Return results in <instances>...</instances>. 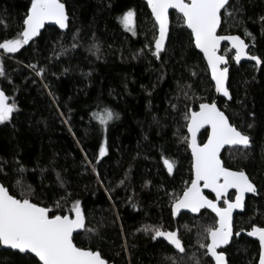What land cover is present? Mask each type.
<instances>
[{
    "label": "trees",
    "instance_id": "trees-1",
    "mask_svg": "<svg viewBox=\"0 0 264 264\" xmlns=\"http://www.w3.org/2000/svg\"><path fill=\"white\" fill-rule=\"evenodd\" d=\"M61 1L69 15L66 31L46 26L17 52L0 50V85L16 105L10 121L0 123V181L17 197L31 186L34 202L58 213L54 202L61 197L71 194L67 203L61 201L65 213L80 200L86 227L96 231L76 234V245L98 249L113 264H212L201 244L208 243L205 229L215 225L216 216L204 209L175 219L172 204L193 178L183 114L217 99L251 140L247 149L226 148L224 165L244 170L258 188L236 215L233 239L224 250L228 264H258L259 242L247 233L252 225L264 227V0H230L239 10L234 18L222 16L219 33L240 34L262 60L238 64L232 49L223 46L230 59V101L215 95L204 57L179 13H171L168 44L157 58L158 28L144 0ZM30 2L0 0V42L19 38ZM129 9L135 12V35L118 19ZM178 84H191L184 89L187 97ZM104 108L118 114L107 127L92 115ZM207 134V129L200 133V143ZM105 141L106 155L97 163ZM162 155L175 162L173 173ZM145 226L176 231L185 251L153 240ZM30 259L0 248V264Z\"/></svg>",
    "mask_w": 264,
    "mask_h": 264
},
{
    "label": "snow or ice",
    "instance_id": "snow-or-ice-1",
    "mask_svg": "<svg viewBox=\"0 0 264 264\" xmlns=\"http://www.w3.org/2000/svg\"><path fill=\"white\" fill-rule=\"evenodd\" d=\"M147 4L159 26V35L154 42L153 55L159 58L164 49L169 33V9L177 10L182 14L187 29H190L195 48L199 49L207 60L212 80L215 81L216 92L222 93L229 100L232 98L226 87L229 69L226 66L221 67V65L228 64V59L226 55L217 54L221 41L231 42L232 48L235 49L233 59L237 63L242 57H247L254 60L256 65H261V58L254 55L249 56L245 51L249 45L239 35H219L217 33L222 23V16L234 18L235 12L239 10L230 3V0H147ZM118 19L124 29L133 35L136 34L133 10L129 9ZM261 20L264 21V17H261ZM67 21L65 4L61 0H31L30 8L23 20L24 27L18 34L19 38L3 40L0 42V50L5 53H15L28 44L33 37L38 36L46 22H54L59 25L60 29H65L68 26ZM246 35L251 36L252 34L246 32ZM96 47L99 50L98 45ZM29 67L35 68L36 66L29 65ZM42 72L43 69H40L37 74H42ZM2 75L4 71L0 65V76ZM178 87L187 97L188 92L184 89H191L192 86L187 84L181 87L178 84ZM7 101L8 97L0 90V123L10 121L16 110L15 103L9 104ZM92 115L100 125L105 127L110 121L118 118V114L109 108L94 112ZM183 115L187 121V131L190 133V139L188 137L184 139L191 149V167L194 176L190 184L184 188L182 195L175 198L172 206L173 215L181 209H188L192 213H200L202 209H211L218 219L214 226L205 229L210 242L201 244V247L206 248L205 255L210 256L215 264H227L224 251H217V249L221 245L229 244L233 236V210L243 209L245 193L258 194V189L244 170L227 168L220 153L225 145L242 146L247 149L251 140L249 135L229 122V118L214 101L202 102L198 110L188 109ZM205 126L209 129L207 140L199 143L197 133ZM248 127L252 125L249 124ZM106 144L105 141L99 149L97 163L106 155ZM85 159H87L86 155ZM161 159L167 172L173 173L175 162L164 155ZM88 163L91 164V161ZM2 171L3 169L0 168V172ZM19 171L23 173V167H20ZM92 171H96L95 165H92ZM57 179L63 187V180L59 174H57ZM16 183L20 184L21 181L17 180ZM202 189H210L215 194V199H209ZM230 189L235 190L234 200L229 196ZM34 195V190L29 186L27 193L21 192V195L17 197L10 192L9 187L0 183V247L18 250L19 253L25 254V257L31 255L29 264H109L98 249L82 248L74 243L73 234L78 233V230L88 233L96 231L86 227V217L80 200H73L71 207L65 213L61 201L67 203L71 194L68 193L61 197L60 200L54 202L55 207L61 209L58 213L45 204L34 202ZM221 201L223 207L220 206ZM143 230L154 233L153 240L163 237L180 252L185 251L177 232L164 231L156 226H145ZM241 231L244 230L241 229ZM247 234L258 238V264H264V227L252 225ZM235 235H240V232H236Z\"/></svg>",
    "mask_w": 264,
    "mask_h": 264
},
{
    "label": "water",
    "instance_id": "water-1",
    "mask_svg": "<svg viewBox=\"0 0 264 264\" xmlns=\"http://www.w3.org/2000/svg\"><path fill=\"white\" fill-rule=\"evenodd\" d=\"M146 3H147V0H144ZM62 2V1H61ZM63 3V2H62ZM149 7V6H148ZM65 10H66V13H67V15H68V10H67V8H66V5H65ZM149 10H150V12H151V9H150V7H149ZM172 12H177V13H179L177 10H175V9H169V33H168V36H167V38H166V40H165V46H164V49L163 50H165V48H166V46H167V44H168V38H169V34H170V27H171V13ZM180 14V13H179ZM181 16H182V14H180ZM153 16V15H152ZM153 18H154V16H153ZM154 20H155V18H154ZM67 24H68V26H67V28H65V29H60L59 28V25H56L54 22H46L45 23V26H44V28H42L41 30H40V34L44 31V29L46 28V26H55V27H57L58 29H60L61 31H66L68 28H69V15H68V21H67ZM221 25H222V23H221ZM221 25H220V27H218V29H217V33L219 34V35H239L242 39H244L240 34H238V33H230V34H221V33H219V31H220V28H221ZM157 28H158V35H159V26H158V24H157ZM190 30V29H189ZM39 34V35H40ZM38 35V36H39ZM38 36H36V37H38ZM36 37H33L32 39H34V38H36ZM158 37V36H157ZM244 41H245V43L246 44H248L247 42H246V40L244 39ZM224 45H228L231 49H232V51H233V53H234V55H233V57L235 56V49H233L232 48V46H231V42L230 41H221V44H220V47H219V49H218V52H217V54L218 55H224L223 53H222V48H223V46ZM249 45V44H248ZM162 50V51H163ZM197 51L199 52V53H201L202 55H203V53L199 50V49H197ZM247 53H248V55L249 56H251V55H254V54H252L251 53V46L249 45V47H248V49H246L245 50ZM254 56H256V55H254ZM203 57H204V55H203ZM226 58L228 59V64L227 65H221V67H228V69H229V71H230V59L226 56ZM204 60H205V62H206V64H207V67H208V69H209V74H210V77H211V80H212V74H211V69H210V67L208 66V63H207V60H206V58H204ZM234 60V59H233ZM235 61V60H234ZM236 62V61H235ZM243 62H255L254 60H250V59H248L247 57H242V59H241V61L238 63V64H241V63H243ZM237 63V62H236ZM256 63V62H255ZM213 81V80H212ZM213 83H214V90H215V81H213ZM226 87L228 88V90H229V93H230V95H231V91H230V89H229V72H228V79H227V81H226ZM0 90H2L4 93H5V95L8 97V103L10 104L11 103V100H10V97H9V95L2 89V87H1V85H0ZM215 95L218 97V98H223V99H225L226 101H230L227 97H224L223 96V94L222 93H217L216 92V90H215ZM231 97H232V95H231ZM216 104H217V107L221 110V111H223L220 107H219V104H218V100L216 99V100H213ZM213 101H207V102H204V103H211V102H213ZM199 109V106H198V108L196 109V110H198ZM224 113H225V115L228 117V115L226 114V112L225 111H223ZM229 118V117H228ZM229 122L231 123V121H230V119H229ZM208 130L209 131V129L207 128V126H205V128H202L198 133H197V140H198V142L200 143V141H199V135H200V133L202 132V131H204V130ZM187 133H188V131H187ZM188 136H189V139H190V133H188ZM250 137V136H249ZM206 140H207V138H206ZM206 140H205V142H206ZM251 145V144H250ZM229 147H236V146H228V145H225V147L224 148H222L221 149V153H220V157H221V159H222V153H223V151L226 149V148H229ZM242 147V146H241ZM190 149V148H189ZM190 152H191V149H190ZM222 161H223V159H222ZM223 163H224V161H223ZM228 168V167H227ZM229 169H231V170H235V169H232V168H229ZM247 174V173H246ZM248 175V174H247ZM193 176H194V174H193ZM249 176V175H248ZM0 183H2L1 181H0ZM202 183V182H201ZM255 184V183H254ZM256 185V184H255ZM257 187V186H256ZM258 189V188H257ZM202 191L204 192V194L206 195V196H208L207 194H206V192H208V193H210L211 195H212V197L211 196H208V198L209 199H215V194L214 193H212L211 192V190L210 189H202ZM234 193L235 192V190L234 189H230L229 190V196H230V194L231 193ZM256 196L257 194H252V193H245V200H244V203H245V207H246V202H247V199H248V197L249 196ZM232 199L234 200L235 199V196L233 195V197H232ZM222 202V201H221ZM221 202H219L220 203V206L221 207H223L224 205H221ZM173 204H174V202H173ZM173 204H172V206H173ZM245 207L243 208V209H234L233 210V224H234V219H235V217H236V215L237 214H240V213H243L244 212V210H245ZM202 210H204V209H202ZM201 210V211H202ZM206 210H209L210 212H212L211 211V209H206ZM184 213H189V214H192V215H199L200 213H192L190 210H188V209H181L178 213H176L175 215H173V211H172V215H173V217L175 218V219H177L180 215H182V214H184ZM214 215H215V213L214 212H212ZM216 216V215H215ZM217 218V217H216ZM218 219V218H217ZM82 230H78V233L79 232H81ZM164 231H172V230H164ZM176 232V231H175ZM78 233H74L73 235H74V237H75V235L76 234H78ZM177 235H178V233H177ZM233 236H234V226H233ZM233 236L230 238V241H229V244L231 243V241H232V239H233ZM178 237H179V235H178ZM158 238H160V239H162L163 241H165L169 246H171L172 248H174V249H176L173 245H171L165 238H163V237H158ZM255 240H257L258 241V238H256V237H253ZM210 242V240L208 239V243ZM259 242V241H258ZM74 243H75V241H74ZM229 244H227V245H221L218 249H217V251H224V253H225V259H226V262H227V264H228V258H227V254H226V252H225V248L227 247V246H229ZM182 246H183V244H182ZM1 249H6V248H4V247H0ZM7 250H12V249H7ZM176 250H178V249H176ZM13 251H18V250H13ZM19 252V251H18ZM32 255H34V254H32ZM38 259V258H37ZM212 261H213V263L212 264H215V261L212 259ZM109 264H113V263H111V262H109Z\"/></svg>",
    "mask_w": 264,
    "mask_h": 264
},
{
    "label": "rangeland",
    "instance_id": "rangeland-1",
    "mask_svg": "<svg viewBox=\"0 0 264 264\" xmlns=\"http://www.w3.org/2000/svg\"><path fill=\"white\" fill-rule=\"evenodd\" d=\"M233 55H234V53H233ZM0 65H2V53H0Z\"/></svg>",
    "mask_w": 264,
    "mask_h": 264
},
{
    "label": "flooded vegetation",
    "instance_id": "flooded-vegetation-1",
    "mask_svg": "<svg viewBox=\"0 0 264 264\" xmlns=\"http://www.w3.org/2000/svg\"><path fill=\"white\" fill-rule=\"evenodd\" d=\"M232 198V197H231ZM222 203V202H221Z\"/></svg>",
    "mask_w": 264,
    "mask_h": 264
}]
</instances>
